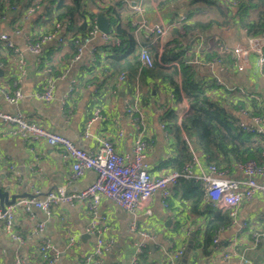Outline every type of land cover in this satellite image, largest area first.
Returning <instances> with one entry per match:
<instances>
[{
	"label": "crops",
	"instance_id": "crops-1",
	"mask_svg": "<svg viewBox=\"0 0 264 264\" xmlns=\"http://www.w3.org/2000/svg\"><path fill=\"white\" fill-rule=\"evenodd\" d=\"M27 1L22 0L15 10L6 11L0 21V34H6L13 49L21 53L25 68L22 75H16V55L12 48L0 41L3 45L0 52V87L13 90L18 86L22 93L16 104L6 101L0 93V112H20L29 120L65 136L87 151L95 150L99 139L109 138L117 152L131 154L135 135L124 107V98H131L136 112L142 114L144 136L151 142L145 158L150 172L158 176L173 170L172 160L177 154L176 140L168 130L170 125L162 117L167 110L173 109L179 122L182 111L188 108L184 96L176 101L167 82L160 78L146 77L139 83L137 80L133 87L118 81L119 73L114 74L106 62L108 49L103 45L107 42L103 41L99 33L83 45L77 58H74L76 45L71 41L72 33H65V25L58 28L54 39L42 44L40 52L26 50L27 41L54 29V24L46 18L44 4L30 11ZM212 1L218 5L224 4L235 13L234 0ZM189 3L190 0H143L145 9L141 14H133L126 4H122V7L117 5L120 15L117 24L127 27V23L131 25L132 18L145 20L148 24L168 23L184 14L187 16L184 23H188L205 21L215 16L212 9L198 13ZM194 5L213 7L202 2ZM90 10L103 12L96 5L90 6ZM133 29L139 46L157 45L144 30ZM59 36L63 37V42H58ZM246 36L244 29L235 23L225 26L212 23L208 30L195 28L183 43V46L188 45L184 55L198 56L197 51L208 48L202 53L205 56L208 51L216 50L214 42L221 41L234 46L242 43ZM108 42L113 43L112 39ZM219 54L223 57L221 52ZM224 58L226 60L223 63L212 66L195 64L196 74L213 83L215 79L220 80L221 84L214 83L215 86L209 89L212 99L223 106L228 115L249 124L254 110L252 105L257 104L264 115V75L259 73L253 57L246 72L232 69L229 59ZM44 68H49L54 78L53 98L49 102L41 101L35 95L43 87L46 78ZM97 108L99 116L94 117L93 112ZM161 124L164 126L161 127ZM119 131L122 132L121 136L117 134ZM181 134L183 137V132ZM191 148L198 161L191 164L190 173H207L208 164L198 144L192 142ZM0 156V190L8 191L9 196L19 195L16 200L41 197L48 190L61 186L67 192H76L95 178L93 170H86L79 178L69 180L70 163L62 158L58 148L43 140L6 134L2 126ZM222 157L216 156L214 161L218 163L223 177H244L242 170L236 167L235 159L225 156L222 160ZM189 179L191 181H186L184 185L179 182L174 186L166 199V206L161 201L160 193H154L147 203L150 214L144 208L132 214L102 197L98 212L106 217L104 236L111 240L102 255V264H128L138 243H143V247L138 253L136 264H248L246 259L253 264H264V198L256 194L251 199L243 200L232 218L227 210L213 207L205 194L199 198L195 189L198 186L196 181ZM7 206L4 204V208ZM216 210L226 212L230 222L215 228L211 237L207 238L206 226ZM88 219L85 202L73 205L60 202L52 207L49 214L37 208L27 214L18 208L13 214L12 227L22 236V241L6 234L4 224L0 221V264H14L17 256L25 264H38V244L42 241H48L57 254L54 264H75L91 248L92 237L85 232ZM131 222H135L137 229L145 230L152 237H140L138 231L130 229ZM39 224H42L40 229ZM254 234L258 235L257 242L253 241ZM70 235L75 238L72 247L67 246ZM235 248L237 255H230L229 258L224 256ZM178 250H182V253L175 258Z\"/></svg>",
	"mask_w": 264,
	"mask_h": 264
},
{
	"label": "built area",
	"instance_id": "built-area-1",
	"mask_svg": "<svg viewBox=\"0 0 264 264\" xmlns=\"http://www.w3.org/2000/svg\"><path fill=\"white\" fill-rule=\"evenodd\" d=\"M124 2L133 14H141L143 12V0H121ZM38 0H33L28 6L32 11L37 7ZM17 6L8 7V10H15ZM4 15H0V21ZM187 16L184 14L173 22H159L148 24L145 20L137 21L132 18L130 23L136 29H142L152 36L153 41L158 45V57L167 40L171 26L180 24L185 21ZM62 25L60 22L54 23V29L46 32L36 39L26 42L25 49L38 53L42 44L46 41L54 39L57 36V30ZM245 31V30H244ZM99 33L103 41L108 42L111 37L108 33L100 32L97 29L96 22L93 24L89 34L83 38H75L76 55L79 54L92 36ZM58 42H63V37L57 38ZM0 41H3L7 47L13 49L12 43L8 40L6 34H0ZM118 43V40L114 41ZM153 42V43H154ZM219 51L223 54L207 59L202 53L208 50L204 48L201 52L197 51L198 56H194L188 63L198 65H215L223 63L227 57L230 62V67L239 72H246L250 65V59L253 57L256 61L259 73L264 75V33L258 35H249L245 40L234 46H230L225 42H218ZM16 55V75L20 76L24 73V59L21 53L15 48L13 49ZM136 56L142 67L153 68L155 65L154 57L150 54L147 47H137ZM159 58H157V61ZM166 66L169 64L162 63ZM173 65L178 66L177 62ZM46 74L43 87L35 95L37 99L49 102L53 98L54 78L50 74L49 68H44ZM118 81L126 82V74L121 72ZM215 84H221L220 80H213ZM72 87H70V90ZM233 90V88L231 89ZM242 91V90H240ZM0 93L3 98L13 104H16L22 97L21 90L15 86L13 90L6 87H0ZM125 114L129 119L131 126L134 129V142L131 154H121L116 151L114 143L109 138H101L98 140V146L95 150H84L76 146L65 136L54 133L37 122L29 120L24 114L2 113L0 112V126L2 130L9 135L22 136L29 140H43L47 144L59 149L63 159L70 163L69 180L79 178L86 170H93L95 178L93 182L85 188L76 192H67L64 187H58L54 190H48L41 197H22L9 204L3 210H0V221L4 224V230L10 237L22 241V236L14 231L12 227L13 214L18 208H22L25 213L30 214L33 208L42 210L49 214L52 207L60 202L73 205L77 202H85L89 219L85 226V232L92 237L91 248L88 253L78 259L75 264H102V255L110 246L111 240L106 239L104 234L106 231V217L99 214L98 206L102 197L110 202L120 206L124 210L134 214L138 209L144 208L147 214H150L147 203L152 195L156 192L160 193L161 201L166 206V199L172 193L174 186L177 185L179 179L193 178L195 181H200L204 185L205 195L210 204L221 210H227L230 217H234L237 207L243 200L251 199L254 195H260L264 198V148L260 153V159H247L245 161H236V167L242 170L244 177L241 179H233L223 177L219 168L214 164L207 165V173L192 175L190 173L191 164L198 161L194 153L192 160L184 164L179 169L167 171L161 175L155 176L150 172V169L145 161L147 152L151 146V142L144 136V121L142 114L136 112L131 98H124ZM187 110L182 111L181 115ZM246 113L245 110H241ZM94 117L99 116V109L93 112ZM251 123H246L237 120L236 125L245 132L252 133L264 137V115H251ZM164 124H161L163 127ZM118 136L122 135L119 131ZM192 147V146H191ZM1 158V156H0ZM42 224L38 225L40 229ZM131 230L138 231L140 237L149 239L152 236L145 230L137 229L135 222L130 224ZM217 241L216 238L213 239ZM253 241H258V235H253ZM75 244V238L70 235L67 246L72 247ZM143 243H138L135 246V251L131 255L128 264H136L138 253L141 251ZM175 254L180 255L182 250H178ZM39 262L38 264H54L57 254L53 252V247L48 241H42L38 244ZM237 249L229 251L224 256L229 258L230 255H237ZM248 264H253L246 259ZM14 264H25V262L17 256L14 259ZM175 264V263H173Z\"/></svg>",
	"mask_w": 264,
	"mask_h": 264
},
{
	"label": "trees",
	"instance_id": "trees-1",
	"mask_svg": "<svg viewBox=\"0 0 264 264\" xmlns=\"http://www.w3.org/2000/svg\"><path fill=\"white\" fill-rule=\"evenodd\" d=\"M66 1L38 0V3L34 5L44 4L47 20L53 24L60 22L61 25H65V33H72L71 41L89 34L95 23L94 15L96 13L90 10V6L96 5L97 9L102 10L109 20L108 34L113 43L107 42L103 46L108 49L106 62L114 70V74L124 72L126 83L131 87L136 85L137 80L139 83L146 77L160 78L167 82L176 101H179L182 95L184 96L188 108L182 114L179 122H177V113L173 109L167 110L162 117V120H166L167 122H165L170 125L168 130L172 132L176 140L177 154L172 160L173 169H179L192 160V142L198 144L206 163L214 164L217 167L218 163L214 161L217 159L216 156H223L222 160L225 156H230L236 161L260 159V153L264 148V137L240 129L235 123L238 119L228 115L226 109L212 99L209 89L213 88L215 84L197 76L195 65L187 62L193 55H184V50L188 48V45L183 46V43L189 35H192L195 28L208 30L212 23L216 26L238 24V27L245 30L247 36L264 33V0H239L233 7L235 13H232L229 7L224 4L218 5L212 0H190L189 4L194 7V11L205 13L212 9L215 16L205 21L195 20L171 26L170 37L167 38L159 57L158 45L142 44L149 49L150 54L154 57L153 68L142 67L136 56L135 51L139 45L133 35V27L129 23L126 24L127 27L117 24L120 15L116 6L122 7V4L125 5L124 2L119 0ZM21 2L22 0H0V15L3 16L8 11V7L17 6ZM32 2L33 0H28L27 5H31ZM196 2L209 4L213 7H195ZM253 10L256 13L250 17ZM111 17L115 18V24H112ZM116 40L118 43L114 42ZM155 44L157 43L155 42ZM213 46L217 48L206 53L207 59L220 55L218 42H214ZM2 48L3 45L0 42V52ZM157 58L162 63L169 65H161ZM173 62H177L178 66L173 65ZM252 107L253 115L262 114L257 104ZM181 132L184 134L183 137ZM186 181L191 180L181 178L177 183L185 184ZM196 184L198 185L195 188L196 193L200 198L205 194V190L200 181H196ZM229 222L230 219L226 212L216 210L214 217L206 226V237L210 238L215 228L221 225L225 226Z\"/></svg>",
	"mask_w": 264,
	"mask_h": 264
},
{
	"label": "water",
	"instance_id": "water-1",
	"mask_svg": "<svg viewBox=\"0 0 264 264\" xmlns=\"http://www.w3.org/2000/svg\"><path fill=\"white\" fill-rule=\"evenodd\" d=\"M95 22H96L97 29L100 32L108 33V31H109V20L104 15V12H96L95 13ZM18 197H19V195H16V194H11L9 196L8 191H1L0 190V208L3 210L4 204H8V205L12 204L16 200V198H18Z\"/></svg>",
	"mask_w": 264,
	"mask_h": 264
},
{
	"label": "rangeland",
	"instance_id": "rangeland-1",
	"mask_svg": "<svg viewBox=\"0 0 264 264\" xmlns=\"http://www.w3.org/2000/svg\"><path fill=\"white\" fill-rule=\"evenodd\" d=\"M239 2V0H234L233 3L237 4ZM223 6V5H222ZM234 7V6H233ZM249 13V12H248ZM256 12H254V10L250 13V17L253 16ZM111 22L112 24H115V18L114 17H111ZM132 26V25H131ZM133 27V26H132ZM134 28V27H133Z\"/></svg>",
	"mask_w": 264,
	"mask_h": 264
}]
</instances>
